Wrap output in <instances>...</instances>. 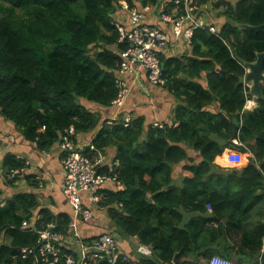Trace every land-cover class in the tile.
Wrapping results in <instances>:
<instances>
[{"label": "trees", "instance_id": "16d2710c", "mask_svg": "<svg viewBox=\"0 0 264 264\" xmlns=\"http://www.w3.org/2000/svg\"><path fill=\"white\" fill-rule=\"evenodd\" d=\"M128 2L141 8L158 0ZM222 4L220 35L196 28L190 52L161 56L162 86L179 101L173 123L146 128L140 116L111 129L105 120L92 139L101 151L116 146V155L102 169L113 170L118 158L123 186L109 188L100 209L86 202L93 218L85 224L98 228V234L124 238L130 259L119 264H208L214 255L233 264H264V81L263 96L251 110L244 108L251 88L240 82L245 63L264 50V30L240 24H263L264 0ZM119 7V0H0V115L39 150L50 149L71 125L77 133L95 129L101 113L86 102L109 107L118 96L116 79L128 47L119 41L114 23ZM189 149L200 155L190 156ZM226 149L252 157L241 170L213 171ZM235 153L242 156L232 152L228 158ZM3 166L8 198L0 205V236L6 237L0 240V264H35L34 256H16L20 247L39 244L38 232L22 230V222L36 220L39 228L54 222L65 231L72 215L42 205L32 189L12 194L11 185L21 176L9 174L27 170L25 159L8 152ZM176 166L193 173L182 187L174 182ZM23 175L39 187L33 174ZM221 185L226 192L218 189ZM255 208L261 213L252 219ZM226 235L237 238L235 255L220 251ZM142 245L153 254L138 252Z\"/></svg>", "mask_w": 264, "mask_h": 264}, {"label": "built area", "instance_id": "2783aa9c", "mask_svg": "<svg viewBox=\"0 0 264 264\" xmlns=\"http://www.w3.org/2000/svg\"><path fill=\"white\" fill-rule=\"evenodd\" d=\"M222 1L225 0H158L154 6L139 8L131 7L128 0H119V11H124L126 18L114 20V23L119 41L128 44L122 52L120 72H133L136 67H142L152 84L164 85L166 77L162 53L176 39H182L187 46H191L196 28L209 29L220 35V13L225 9ZM116 80L119 93L112 103L122 107L128 92L127 82L120 76ZM257 105L256 97L251 95L247 97L244 108L251 110ZM131 119L130 114L124 116L125 126L129 125ZM153 125L163 127L161 122ZM75 137L77 138V132L71 125L64 129L59 140L60 150L64 153L63 187L73 209L71 222L63 231L57 229L58 224L54 222L39 228L36 220L25 219L21 229L38 232L39 244L20 247L16 256L25 259L34 256L35 264H102L104 260L108 264L126 262L130 259V254L116 234L104 232L89 238L80 228L81 222L93 218V210L86 202L90 201L100 209L108 189L123 186L117 172L120 161H114L113 170L102 169L106 161L101 151L92 141L80 144ZM24 171L25 168L12 169L9 177L21 176ZM208 208H211L210 204ZM143 247L148 246H140L138 252L143 253ZM208 264L233 263L224 256L214 255Z\"/></svg>", "mask_w": 264, "mask_h": 264}, {"label": "crops", "instance_id": "0c3cea01", "mask_svg": "<svg viewBox=\"0 0 264 264\" xmlns=\"http://www.w3.org/2000/svg\"><path fill=\"white\" fill-rule=\"evenodd\" d=\"M126 18V13L124 11L116 12L114 20H124ZM222 21L219 20V25ZM191 50V46H187L182 39L174 40L170 46L165 49L162 53V56H180L183 53H188ZM127 82V96L126 101L122 107H117L112 103L109 107H99L93 102H86L87 105L96 112L101 113V122L93 130L88 132H78L77 138L75 137L76 142L80 144H85L96 136L100 128L102 127L105 120L108 122L107 127L114 129L116 125L124 124V116L130 114L133 118L142 117L144 119L145 127L148 128L150 125H153L155 122L172 124L174 119V111L176 106L179 104V101L175 98L173 93L161 85L152 84L147 77L145 69L142 67H136L133 72H120L119 75ZM82 102L84 103L85 101ZM5 135H8L5 137ZM101 151V150H100ZM14 153L18 158H23L26 160L29 166L27 173L33 174L32 180H39V187L33 188L31 181L25 177L18 178L13 185L12 194L15 192L23 190H34L40 203L45 206H49L51 210L55 213L60 211L68 212L70 215H73V209L68 201L65 191H64V180H65V170L62 164L61 150L59 146V141H57L50 149L48 150H39L35 142H29L24 139L23 135L16 129L14 124H10L9 121L3 119L0 115V205L5 203V200L8 198L7 192L3 187L4 178V166L3 158L8 153ZM190 156L198 157L199 152L195 150H188ZM49 153V155H47ZM102 155L105 158V161L111 159L116 155V146L111 145L104 148L101 151ZM224 154V153H223ZM223 156L218 155L215 159V166L212 168L215 172H228L232 168H237L241 170L244 166L243 163L241 166H229L225 161L220 160ZM118 159V158H117ZM120 161V160H119ZM190 163V161H186ZM23 173V174H24ZM174 173L177 174V178L174 180L176 185L183 186L185 177H192L193 173L189 169H180L178 166L175 167ZM218 187V186H217ZM211 189V188H208ZM223 192H226L227 188L224 186H219ZM5 190V191H4ZM11 194V195H12ZM207 209L212 211L211 208ZM257 208L254 209V211ZM253 211V212H254ZM252 212V219H257L258 214ZM192 214L187 213L186 219H189ZM222 222H225V219H221ZM81 232L84 235L99 233L98 229L94 231L95 227L91 224H85V221L80 223ZM213 235H209V240ZM219 241L213 242V247L216 248V244ZM144 246V245H143ZM238 241L236 237L226 235L222 238L220 245V251L225 250V253L235 255L238 249ZM226 247V248H225ZM206 246L200 250H205ZM147 251H143V255H148L153 252L149 247L144 248ZM151 251L150 253H148ZM191 258H195L192 256ZM251 264V262H246Z\"/></svg>", "mask_w": 264, "mask_h": 264}, {"label": "water", "instance_id": "95a60500", "mask_svg": "<svg viewBox=\"0 0 264 264\" xmlns=\"http://www.w3.org/2000/svg\"><path fill=\"white\" fill-rule=\"evenodd\" d=\"M240 26L249 30H264V23L259 25L244 23L240 24ZM245 65L248 70L246 75L240 78V82L250 83L252 95L261 98L263 96L262 81H264V50L257 52V58L255 61H248Z\"/></svg>", "mask_w": 264, "mask_h": 264}, {"label": "rangeland", "instance_id": "374dc122", "mask_svg": "<svg viewBox=\"0 0 264 264\" xmlns=\"http://www.w3.org/2000/svg\"><path fill=\"white\" fill-rule=\"evenodd\" d=\"M6 136H8V135H5V137ZM232 152H237V153H240L242 156H243V158H242V156H240V155H238V154H236L235 153V155L233 156V157H231L230 159H233V158H236V157H239V159H241L240 161H238V162H235V163H232L231 162V160L228 158V156L232 153ZM222 158L220 159V160H223V161H225V163L226 164H228L229 166H241V165H243V163L244 162H246L247 161V159H251V157H252V154L250 153V152H243V151H238V150H232V149H226L225 151H224V154H222ZM246 163H244V165H245ZM4 178H7L6 177V174H5V170H4ZM23 176H21L20 178H22ZM254 213H256V214H258V217L260 216V213H261V210H260V208H257L254 212H253V214ZM98 228H95L94 229V231H96ZM115 233H117V232H115ZM116 235H119L118 233L116 234ZM120 236V235H119ZM121 237V236H120ZM2 239H5L6 240V237H5V235H1L0 236V240H2ZM120 240H121V242H122V244H123V247L126 249V247H125V242H124V238L123 237H121L120 238Z\"/></svg>", "mask_w": 264, "mask_h": 264}, {"label": "clouds", "instance_id": "9594fccd", "mask_svg": "<svg viewBox=\"0 0 264 264\" xmlns=\"http://www.w3.org/2000/svg\"><path fill=\"white\" fill-rule=\"evenodd\" d=\"M247 70H248V68H247ZM249 86H250V83H247ZM251 88V87H250ZM252 95V94H251ZM252 96H254V95H252ZM256 99H257V97H256ZM250 106V105H249ZM149 247V246H148ZM141 251H147L146 249H141ZM153 254V252L150 254V255H147V256H151Z\"/></svg>", "mask_w": 264, "mask_h": 264}]
</instances>
